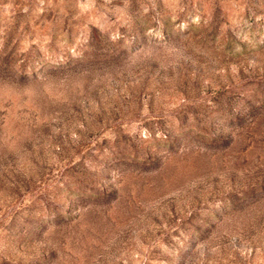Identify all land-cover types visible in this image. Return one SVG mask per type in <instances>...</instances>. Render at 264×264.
I'll return each instance as SVG.
<instances>
[{
  "label": "rangeland",
  "instance_id": "1",
  "mask_svg": "<svg viewBox=\"0 0 264 264\" xmlns=\"http://www.w3.org/2000/svg\"><path fill=\"white\" fill-rule=\"evenodd\" d=\"M0 264H264V0H0Z\"/></svg>",
  "mask_w": 264,
  "mask_h": 264
}]
</instances>
